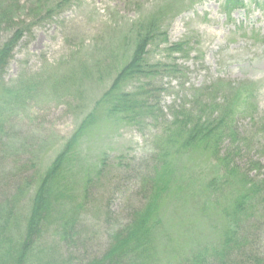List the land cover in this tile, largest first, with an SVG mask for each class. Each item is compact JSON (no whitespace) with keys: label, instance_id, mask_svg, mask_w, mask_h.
I'll list each match as a JSON object with an SVG mask.
<instances>
[{"label":"trees","instance_id":"16d2710c","mask_svg":"<svg viewBox=\"0 0 264 264\" xmlns=\"http://www.w3.org/2000/svg\"><path fill=\"white\" fill-rule=\"evenodd\" d=\"M73 2L0 0V33H8L0 44V151L6 160L25 155L14 165L18 180L12 194L0 200V264H264L253 236L264 222V162L252 155L255 146L248 145L257 133L240 138L233 125L238 111L252 107L254 94L243 84L225 93L214 83L165 110L159 98L163 89L150 82L160 67L169 66L151 65L147 59L151 47L167 41L159 13L129 22L123 43L113 44L111 54L104 50L93 61L75 55L68 62L6 81V71L25 36ZM181 47L174 45L169 51ZM115 53L121 56L111 58ZM108 80L104 92L93 104L89 102L87 88ZM49 97L58 98L56 102L72 97L82 111L92 106L45 167L39 159L47 148L45 142H19L13 135L17 120L29 107ZM101 117L103 122L117 120L135 128L148 123L158 129L142 167L134 169L123 158L118 162L130 173L141 171L137 191L141 201L131 204L125 224L109 231L100 253L80 257L73 251L65 261L59 257L53 263L41 248L42 240L53 234L60 245L73 249L80 240L81 220L95 203L92 191L109 175L107 156L88 168L80 151ZM262 135L264 139V128ZM199 156L208 160L212 173L198 171L190 163ZM187 206L196 208L193 221L213 216L218 222L213 226L215 243L213 237L211 243L196 244L183 254L177 230H183L184 216L178 211Z\"/></svg>","mask_w":264,"mask_h":264},{"label":"rangeland","instance_id":"374dc122","mask_svg":"<svg viewBox=\"0 0 264 264\" xmlns=\"http://www.w3.org/2000/svg\"><path fill=\"white\" fill-rule=\"evenodd\" d=\"M21 1L22 4L29 3V0ZM154 12L161 17L167 41L151 47L148 63L176 67L175 72L169 67H160L150 82L163 89L159 94L162 107L168 110L170 106L187 102L196 89L214 83L225 93L234 85H246L254 94L253 104L247 112L235 114L233 125L238 127L240 138H252L257 133V139H252L248 145L255 146L252 155L264 162V0H74L61 14L37 23L25 36L15 51L5 79L12 82L21 73H36L42 68L68 62L75 55L93 61L104 50L108 49L111 54L113 44L123 43L129 22L141 16L148 19ZM7 37L8 33L2 31L0 44ZM174 45H181L182 50L169 51ZM118 56L121 53L110 57ZM109 85L108 80L101 86L93 84L88 87V101L94 102ZM56 100L59 99L49 97L31 105L17 120L15 128L18 130L13 135L19 142L44 141L47 148L39 154V159L45 167L93 104L82 111L72 97L61 102ZM102 120L101 117L90 130L80 151L86 157L88 163L85 166L88 168L90 164L99 165L107 156L109 168L106 174L109 175L103 176L99 181L102 182H98L92 191L95 203L88 206L81 220L80 240L73 249L60 245L53 234L42 240L41 248L53 263L59 257L65 261L67 253L73 251L80 257L100 253L108 242L109 231L125 224L130 206L141 201L137 194L141 171L130 173L129 168H119L118 162L123 158L124 164L134 169L142 167L152 152L151 141L158 129L148 123L135 128L117 120ZM34 155L36 158V153ZM4 158L0 151V200L12 194L18 180L14 165L24 161L25 155L14 160ZM190 163L198 171L203 169L212 173L204 156ZM95 171L92 168L93 176ZM195 209L187 206L178 211L184 216L183 230H177L185 250L183 254L196 244L211 243L213 237V243L216 242L213 226L218 220L211 216L207 217L208 221H201V217L193 221ZM258 233L253 236L264 255V222Z\"/></svg>","mask_w":264,"mask_h":264}]
</instances>
